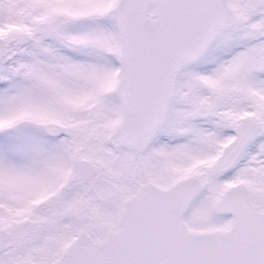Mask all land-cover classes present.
<instances>
[{
    "label": "snow or ice",
    "instance_id": "6c2138e0",
    "mask_svg": "<svg viewBox=\"0 0 264 264\" xmlns=\"http://www.w3.org/2000/svg\"><path fill=\"white\" fill-rule=\"evenodd\" d=\"M0 264H264V0H0Z\"/></svg>",
    "mask_w": 264,
    "mask_h": 264
}]
</instances>
